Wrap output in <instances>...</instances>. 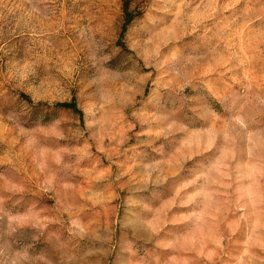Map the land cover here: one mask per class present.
I'll return each instance as SVG.
<instances>
[{
    "label": "rangeland",
    "instance_id": "1",
    "mask_svg": "<svg viewBox=\"0 0 264 264\" xmlns=\"http://www.w3.org/2000/svg\"><path fill=\"white\" fill-rule=\"evenodd\" d=\"M0 264H264V0H0Z\"/></svg>",
    "mask_w": 264,
    "mask_h": 264
},
{
    "label": "trees",
    "instance_id": "2",
    "mask_svg": "<svg viewBox=\"0 0 264 264\" xmlns=\"http://www.w3.org/2000/svg\"><path fill=\"white\" fill-rule=\"evenodd\" d=\"M61 106H64V105H61Z\"/></svg>",
    "mask_w": 264,
    "mask_h": 264
}]
</instances>
